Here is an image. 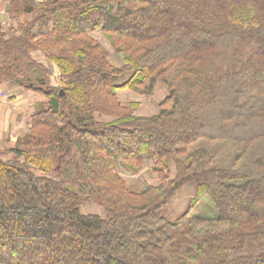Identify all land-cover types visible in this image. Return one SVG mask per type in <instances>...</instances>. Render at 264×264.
Segmentation results:
<instances>
[{
	"label": "trees",
	"instance_id": "obj_1",
	"mask_svg": "<svg viewBox=\"0 0 264 264\" xmlns=\"http://www.w3.org/2000/svg\"><path fill=\"white\" fill-rule=\"evenodd\" d=\"M7 1L26 21L0 34V80L49 106L0 152V264H264V0ZM159 79V114L118 100ZM146 160L156 185L136 190L116 171ZM188 186L191 205L168 219ZM206 196L217 216L194 212ZM85 202L104 215L82 213Z\"/></svg>",
	"mask_w": 264,
	"mask_h": 264
},
{
	"label": "rangeland",
	"instance_id": "obj_2",
	"mask_svg": "<svg viewBox=\"0 0 264 264\" xmlns=\"http://www.w3.org/2000/svg\"><path fill=\"white\" fill-rule=\"evenodd\" d=\"M40 1L41 0H37L36 2H40ZM2 9L4 10L9 9V2L7 0H0V10ZM8 15L11 18V21L13 22L12 27H10V30L6 34L1 32L0 34L3 37H10L16 33L21 34L22 28L20 29V26L23 25V23H25L26 18L24 19L23 17L22 18L20 17L18 19L17 18L14 19L10 16L9 11H8ZM37 28L38 26L35 27V29ZM91 37L104 51L107 59H109V61L113 65L117 67H121V65L123 64V53L113 47L108 36L101 31H96L91 34ZM29 56L30 59H32L33 57L32 60H37L39 65L41 66L43 65L49 68L52 67V65L48 61L46 62L44 54L40 50H37L36 48L30 50ZM50 71L54 74L55 72L58 73V71L54 68H51ZM59 78L60 77L57 74V79L59 80ZM147 89L148 88H146V86L144 85L138 88L126 87L117 91V97L123 106L132 108V114L134 116L151 117L159 114L160 110L162 109L161 106L162 102L169 95V89L165 84V82L162 81L161 79L157 80V82L154 84V86L151 88L150 91H148ZM47 107L46 106L43 107L42 110H44ZM4 116H5V112H3L2 117L4 118ZM8 117H11L9 113L7 114V119H9ZM10 119H12V117ZM30 131H31V121L30 124H28L27 126L25 134L18 137L15 142L13 143L10 142L8 146L10 145L12 147L18 146L20 139L25 138L30 133ZM11 146L6 148L5 151L12 148ZM116 167H117L116 171L126 180L128 185L131 186V188L132 187L135 188L136 190H142L150 185H156L160 181L158 175L155 172L156 166L153 160H146L141 165L140 168L133 171L125 169L122 165H117ZM172 172H173V168H172ZM194 196H195L194 186L184 187L181 191L177 193V195L167 205L166 210L164 212L165 216L170 220H175L177 217L183 214L187 210V208L191 205ZM81 211L84 214H99L102 216L104 215L103 210L98 205L92 202H85L84 204H82ZM194 212L204 217H212L214 215L217 216L219 214L218 209L214 206L213 201L208 196L202 198V200L197 205L196 209H194Z\"/></svg>",
	"mask_w": 264,
	"mask_h": 264
},
{
	"label": "crops",
	"instance_id": "obj_3",
	"mask_svg": "<svg viewBox=\"0 0 264 264\" xmlns=\"http://www.w3.org/2000/svg\"><path fill=\"white\" fill-rule=\"evenodd\" d=\"M53 82L57 84V72ZM2 99V100H1ZM0 152L5 150L10 142L25 134L34 113L49 106V99L32 90L23 89L11 82L0 80ZM5 112L4 118L2 117ZM11 117H8L7 114ZM12 147V146H11Z\"/></svg>",
	"mask_w": 264,
	"mask_h": 264
},
{
	"label": "built area",
	"instance_id": "obj_4",
	"mask_svg": "<svg viewBox=\"0 0 264 264\" xmlns=\"http://www.w3.org/2000/svg\"><path fill=\"white\" fill-rule=\"evenodd\" d=\"M12 24L13 22L8 15V10H0V32L6 34L10 30V27H12Z\"/></svg>",
	"mask_w": 264,
	"mask_h": 264
},
{
	"label": "water",
	"instance_id": "obj_5",
	"mask_svg": "<svg viewBox=\"0 0 264 264\" xmlns=\"http://www.w3.org/2000/svg\"><path fill=\"white\" fill-rule=\"evenodd\" d=\"M61 94H64V92H63V90H61V92H60Z\"/></svg>",
	"mask_w": 264,
	"mask_h": 264
}]
</instances>
